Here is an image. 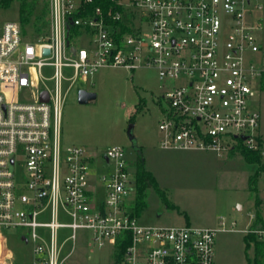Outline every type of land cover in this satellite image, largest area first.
<instances>
[{"label": "built area", "instance_id": "2783aa9c", "mask_svg": "<svg viewBox=\"0 0 264 264\" xmlns=\"http://www.w3.org/2000/svg\"><path fill=\"white\" fill-rule=\"evenodd\" d=\"M251 3L49 0L42 31L28 37L20 23L0 27V264H14L3 232L19 228L33 244L34 264H67L78 230L89 231L98 247L129 241L118 264H215L216 235L230 230L225 219L220 228L141 224L127 210L135 172L120 146L102 154L112 170L99 177L105 197L95 202L91 156L62 144V107L77 80L100 69H155L171 82L159 124L163 149L221 155L243 143L264 167L255 107L264 51L261 25L249 22ZM79 42L87 47L73 45ZM18 166L26 171L22 184ZM65 215L72 222H62ZM61 229L71 231L63 240ZM255 232L264 239V230Z\"/></svg>", "mask_w": 264, "mask_h": 264}, {"label": "rangeland", "instance_id": "374dc122", "mask_svg": "<svg viewBox=\"0 0 264 264\" xmlns=\"http://www.w3.org/2000/svg\"><path fill=\"white\" fill-rule=\"evenodd\" d=\"M19 7V0H13L8 7L0 3V27L7 22L20 23ZM251 7L249 22L252 26L261 25L257 37L264 51V0H252ZM34 30L29 24L25 33L30 37ZM73 45L87 47L81 42ZM44 76H50L48 70L44 71ZM170 84V81L161 80L155 69L147 68L135 71L104 68L87 79L79 78L67 93L62 107V144L81 147L91 156V183L97 189L99 200L105 197L99 177L112 170L102 154L111 147H122L134 172L135 160L141 151L146 170L155 176L159 190L149 188L146 191V207L137 215L140 223L220 228L221 218H224L230 230L219 231L216 235L215 264H247L248 259L254 260L255 249L251 243L246 250L244 237L252 230H261L260 225H256L258 214L264 224V174L259 175L257 190L252 191L249 178L256 166L248 164L238 149L221 155L195 149H163L159 124L168 106L164 86ZM47 85L52 87V83ZM80 90L93 92L97 97L80 104ZM255 107L261 113L259 135L264 141V90L259 91ZM130 124L134 125L133 142L127 132ZM16 173V181L22 184L26 178L25 168L16 167ZM134 198L132 194L129 196L127 210L136 215ZM61 220L72 222L66 215ZM70 233L68 229H61V240ZM25 234L27 230L22 228L3 232L4 246L14 264H34L33 244L22 241ZM71 245L67 244V250ZM114 250L108 244L98 247L89 231L78 230L75 251L67 264H113ZM260 261L264 264V257Z\"/></svg>", "mask_w": 264, "mask_h": 264}, {"label": "trees", "instance_id": "16d2710c", "mask_svg": "<svg viewBox=\"0 0 264 264\" xmlns=\"http://www.w3.org/2000/svg\"><path fill=\"white\" fill-rule=\"evenodd\" d=\"M13 0H0V3L8 7ZM19 18L20 24L24 31L27 25L32 24L37 31H42L48 26V9L49 0H19ZM238 149L239 153L243 159L251 165L256 166V171L249 178V187L252 191L257 190V183L259 175L264 173L263 161L261 154L259 152L252 151L248 149L243 143H239L238 146L233 148L230 153H234ZM135 201L134 208L136 216L146 207V191L149 188H154L159 190L157 180L155 176L145 167V159L141 151L138 152L137 158L135 160ZM162 196L163 193L160 192ZM260 206V201L257 202ZM256 225H260V229L264 230V224L262 223L261 216L258 214L256 219ZM256 230L248 232L244 237L246 243V250L254 244L255 258L253 261L248 259L247 264H262L261 259L264 257V239L260 238ZM129 241L118 240L115 246V262L113 264H118L125 254L127 245Z\"/></svg>", "mask_w": 264, "mask_h": 264}, {"label": "water", "instance_id": "95a60500", "mask_svg": "<svg viewBox=\"0 0 264 264\" xmlns=\"http://www.w3.org/2000/svg\"><path fill=\"white\" fill-rule=\"evenodd\" d=\"M46 53H49V50H46ZM96 97H97V95L95 93L88 92L86 90H80L78 93V101L80 104H87L91 101H94L96 99ZM133 128H134V125L130 124L128 127V130H127L129 138L132 142L134 141V136L132 134ZM23 239L25 240V238H23Z\"/></svg>", "mask_w": 264, "mask_h": 264}, {"label": "crops", "instance_id": "0c3cea01", "mask_svg": "<svg viewBox=\"0 0 264 264\" xmlns=\"http://www.w3.org/2000/svg\"><path fill=\"white\" fill-rule=\"evenodd\" d=\"M166 150H175V149H166ZM93 187L96 189V187H95V185H93ZM100 199V197H98L97 199H96V201L95 202H97V203H99L101 200H99ZM241 207V210H242V206H240ZM202 228H212V227H202ZM22 241H25L24 239H22ZM26 242V241H25Z\"/></svg>", "mask_w": 264, "mask_h": 264}]
</instances>
